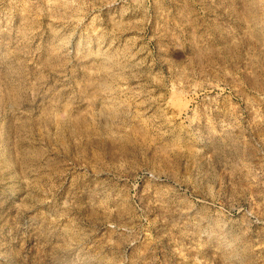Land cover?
Masks as SVG:
<instances>
[{
  "label": "rangeland",
  "instance_id": "rangeland-1",
  "mask_svg": "<svg viewBox=\"0 0 264 264\" xmlns=\"http://www.w3.org/2000/svg\"><path fill=\"white\" fill-rule=\"evenodd\" d=\"M0 264H264V0H0Z\"/></svg>",
  "mask_w": 264,
  "mask_h": 264
},
{
  "label": "bare ground",
  "instance_id": "bare-ground-1",
  "mask_svg": "<svg viewBox=\"0 0 264 264\" xmlns=\"http://www.w3.org/2000/svg\"><path fill=\"white\" fill-rule=\"evenodd\" d=\"M227 236H228V235H227ZM246 250H247V249H246ZM246 250H245V252H246ZM230 253H231V254H230L231 256L234 255V254H236V253H235V250L231 251ZM237 253H238V252H237ZM223 254H224V253H223ZM234 256H235V255H234ZM244 263H245V262H244Z\"/></svg>",
  "mask_w": 264,
  "mask_h": 264
}]
</instances>
